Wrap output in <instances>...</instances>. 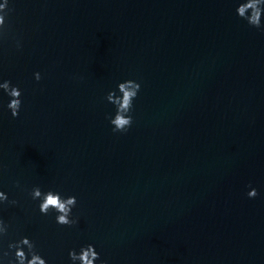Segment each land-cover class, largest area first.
<instances>
[{
  "label": "water",
  "instance_id": "95a60500",
  "mask_svg": "<svg viewBox=\"0 0 264 264\" xmlns=\"http://www.w3.org/2000/svg\"><path fill=\"white\" fill-rule=\"evenodd\" d=\"M233 7L10 0L0 75L22 93L16 118L0 108L10 239L28 236L50 264L88 243L106 264H264V31ZM127 78L141 84L133 122L113 133L104 97ZM33 186L75 195L77 224L40 215Z\"/></svg>",
  "mask_w": 264,
  "mask_h": 264
},
{
  "label": "clouds",
  "instance_id": "9594fccd",
  "mask_svg": "<svg viewBox=\"0 0 264 264\" xmlns=\"http://www.w3.org/2000/svg\"><path fill=\"white\" fill-rule=\"evenodd\" d=\"M233 5L234 15L239 20L251 28L264 31V0H233ZM10 12V0H0V39L9 34ZM13 43L17 50L21 48L20 41L15 37ZM32 78L34 81H40V72L34 71ZM140 88L139 81L127 78L117 81L115 87L107 91L104 99L113 106V111L105 118L113 133H124L132 125L133 102ZM21 95L18 86L0 75V97H7L6 103H0V108L6 109L12 118L18 116L22 103ZM27 195L36 202L38 213L51 216L56 225L71 227L77 224L78 219L73 212L77 205L75 195L64 194L53 188L42 190L39 186H33ZM245 195L252 199L257 196V191L254 187H249ZM6 205L15 207L17 201L9 199L7 192L0 190V208ZM10 227V222L0 217V264H50L49 259L38 250L35 241L28 236L20 235L16 239H10ZM67 258L68 264H106L92 243L82 244L78 249H69Z\"/></svg>",
  "mask_w": 264,
  "mask_h": 264
}]
</instances>
